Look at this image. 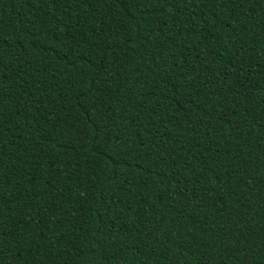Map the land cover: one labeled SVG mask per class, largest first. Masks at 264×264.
I'll list each match as a JSON object with an SVG mask.
<instances>
[{"label": "trees", "instance_id": "16d2710c", "mask_svg": "<svg viewBox=\"0 0 264 264\" xmlns=\"http://www.w3.org/2000/svg\"><path fill=\"white\" fill-rule=\"evenodd\" d=\"M0 264H264V0H0Z\"/></svg>", "mask_w": 264, "mask_h": 264}]
</instances>
